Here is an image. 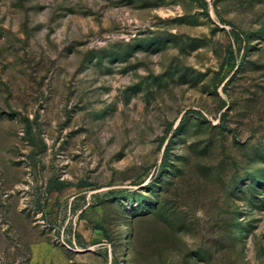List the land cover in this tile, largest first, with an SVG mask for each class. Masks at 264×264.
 <instances>
[{
	"label": "rangeland",
	"instance_id": "374dc122",
	"mask_svg": "<svg viewBox=\"0 0 264 264\" xmlns=\"http://www.w3.org/2000/svg\"><path fill=\"white\" fill-rule=\"evenodd\" d=\"M0 264H264V0H0Z\"/></svg>",
	"mask_w": 264,
	"mask_h": 264
},
{
	"label": "trees",
	"instance_id": "16d2710c",
	"mask_svg": "<svg viewBox=\"0 0 264 264\" xmlns=\"http://www.w3.org/2000/svg\"><path fill=\"white\" fill-rule=\"evenodd\" d=\"M233 64V63H232Z\"/></svg>",
	"mask_w": 264,
	"mask_h": 264
}]
</instances>
